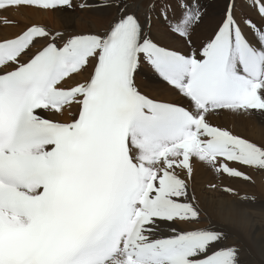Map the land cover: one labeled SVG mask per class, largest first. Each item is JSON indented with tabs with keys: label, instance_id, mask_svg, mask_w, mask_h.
Wrapping results in <instances>:
<instances>
[{
	"label": "snow or ice",
	"instance_id": "6c2138e0",
	"mask_svg": "<svg viewBox=\"0 0 264 264\" xmlns=\"http://www.w3.org/2000/svg\"><path fill=\"white\" fill-rule=\"evenodd\" d=\"M76 6L0 0L4 11ZM101 6L117 9L103 32L30 25L0 38V264H242L237 247L223 246L222 229L199 227L202 212L181 173L192 177L200 162L251 181L243 169L264 170V144L211 119L264 112V26L227 0L214 34L181 54L152 29L161 21L192 44L205 15L198 0ZM251 6L264 20V0ZM41 40L47 44L37 49ZM143 64L187 106L143 93L136 84ZM83 73L90 74L68 86ZM72 110L71 122L48 118Z\"/></svg>",
	"mask_w": 264,
	"mask_h": 264
},
{
	"label": "bare ground",
	"instance_id": "6f19581e",
	"mask_svg": "<svg viewBox=\"0 0 264 264\" xmlns=\"http://www.w3.org/2000/svg\"><path fill=\"white\" fill-rule=\"evenodd\" d=\"M73 2L77 5L86 2L92 7L79 11L68 9L63 12L36 11L27 7L0 10V19L6 18L10 22L7 25L0 23V38L13 37L30 25L44 26L53 33L62 32L67 35L99 33L107 30L103 28V22L110 25L117 17L115 7L101 6L111 3L112 0H73ZM144 2L146 4L147 0ZM156 2L159 3L162 0H156ZM198 2L205 10V15L203 23L199 25L192 37V44L186 43L179 36L170 34L167 25L161 21L154 23L152 35L164 46L181 54L190 53L192 48L195 50L200 45V40L204 43L216 31L223 20H219V14L225 10L227 0H198ZM238 3L240 4L237 10L238 16L250 17L258 26H264V20H261L257 9L251 6L252 0H238ZM256 3L258 5L259 0H256ZM140 15L143 17L144 8L140 9ZM249 36L252 38L251 33ZM46 44L47 41L41 40L37 44V49ZM89 74L74 75L69 80L68 86L82 82ZM136 84L150 98L187 106L186 99L147 64H143L138 70ZM75 111L65 112L64 115L55 117H48L47 113L45 115L61 122H71ZM211 119L215 126L228 129L257 144H264V112L253 111L246 115L219 112ZM194 168L192 177L184 173H181V177L187 180L189 195L201 209L202 223L199 227L222 229L226 234L223 246L237 247L240 250L242 264H264V261L261 263L257 260L260 255L256 257L257 249L264 257V170L243 169L251 176V181H246L221 175L200 162H196ZM227 188L234 189V193H229ZM164 227L167 232V226ZM178 227L188 229L191 226L180 224Z\"/></svg>",
	"mask_w": 264,
	"mask_h": 264
},
{
	"label": "rangeland",
	"instance_id": "374dc122",
	"mask_svg": "<svg viewBox=\"0 0 264 264\" xmlns=\"http://www.w3.org/2000/svg\"><path fill=\"white\" fill-rule=\"evenodd\" d=\"M74 4H75V3H74ZM76 5H77V4H76ZM73 9L79 11L81 8L77 5V6H76L75 8H73ZM224 12H225V10H222V11L220 12V14H219V20H222V19L224 18ZM215 21H216V20H215ZM106 24H107V22H103V25H102V26H103V28L108 29V28L110 27L111 24H110V25H109V24L106 25ZM200 41H201V43H199L200 45H198L197 48H199V47L203 44V40H200ZM200 41H199V42H200ZM197 48H196V49H197ZM193 51H194V49L192 48L191 51H190V53L193 52ZM190 53H188V54H190ZM176 101H178V100H176ZM257 253H258V254H257ZM257 255H260V256L257 257ZM256 257H257V260H258L259 262L263 263V261H264V260H263L264 257L262 256V254L259 252L258 249L256 250ZM261 258H262V259H261Z\"/></svg>",
	"mask_w": 264,
	"mask_h": 264
}]
</instances>
